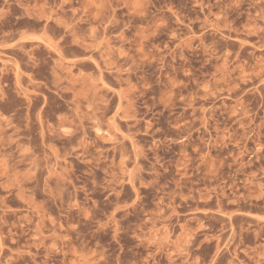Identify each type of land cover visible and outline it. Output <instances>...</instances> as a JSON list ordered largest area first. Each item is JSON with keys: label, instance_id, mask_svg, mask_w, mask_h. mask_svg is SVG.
<instances>
[{"label": "rangeland", "instance_id": "obj_1", "mask_svg": "<svg viewBox=\"0 0 264 264\" xmlns=\"http://www.w3.org/2000/svg\"><path fill=\"white\" fill-rule=\"evenodd\" d=\"M0 264H264V0H0Z\"/></svg>", "mask_w": 264, "mask_h": 264}]
</instances>
